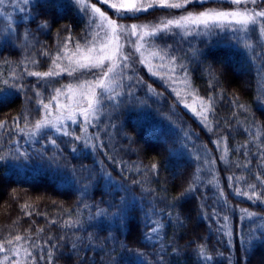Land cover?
<instances>
[{
  "label": "trees",
  "instance_id": "obj_1",
  "mask_svg": "<svg viewBox=\"0 0 264 264\" xmlns=\"http://www.w3.org/2000/svg\"><path fill=\"white\" fill-rule=\"evenodd\" d=\"M251 6L263 7L264 1ZM235 7L211 0L120 20L158 23L187 11ZM88 21L70 0H37L27 17L18 16L13 24L0 18V244L10 252L19 246L15 235L28 236L19 244L33 255L21 248L22 264H48L49 259L51 264H264V238L247 252L241 247L264 227L261 35L251 32L245 42L222 32L183 41L179 35H158L152 46L162 53L164 45L171 46L166 56L187 66L188 85L209 105L206 126L136 62L144 85L128 95V82L121 80L120 96L105 102L102 122L94 121L99 131L89 126L73 152L69 138L53 131L36 138L30 134L43 118L38 99L50 103L55 88L81 76L82 71L69 76L58 70L67 51L91 44ZM50 70L52 77L28 75ZM148 84L162 95L149 93ZM95 135L106 149L99 148ZM205 149L214 163L205 161ZM190 185L196 190L181 197ZM153 227L158 228L154 238L146 239Z\"/></svg>",
  "mask_w": 264,
  "mask_h": 264
},
{
  "label": "snow or ice",
  "instance_id": "obj_2",
  "mask_svg": "<svg viewBox=\"0 0 264 264\" xmlns=\"http://www.w3.org/2000/svg\"><path fill=\"white\" fill-rule=\"evenodd\" d=\"M22 2L25 6H27L31 3V0H22ZM75 2L78 5H83L80 10L84 12L85 15L89 16L88 23L90 26H94L96 29H103L104 35L106 37L109 35H113L118 39L120 36H123L126 39L127 43L136 44L137 41L131 39L130 37L136 36L137 28L146 29L149 28V25L132 24L130 26H126L123 24H118L117 20L125 18L126 15L136 16L141 12H147L150 8H154L157 6L158 0H142L140 6L130 4L127 7L123 5L117 7L116 4H111L110 6L116 9V19H110L104 12L100 10V8L96 7L95 4L87 3L86 0H75ZM101 2H104V0H101ZM193 2L194 0H181V2L166 3L164 2V0H160L159 6L167 7L169 9H179ZM195 2L207 3L208 0H195ZM230 2L235 5L244 3L245 7L243 8V10H236L230 12L217 9H207L197 14L192 11H188L186 14L182 13L179 17L161 20L160 22L151 26L152 42L148 46L151 47L153 44H156L155 38L158 34L179 35L181 36V40L183 41L186 40L188 37L196 38L204 35H211L216 32L238 34L240 32L255 31L257 26H259L261 34H264V7H259V10H257L256 8L249 9L247 7L249 3L251 5L259 6L261 5L262 0H230ZM3 3L4 0H0V4ZM121 9H123V11H121ZM24 10L25 9L23 8L21 9V11ZM45 27H47V24L41 25V28ZM129 27L131 29L130 32L128 31ZM171 28L179 29L180 31L171 32ZM140 39L143 40V37H140ZM157 46L159 47L158 44ZM189 47H191V45H189ZM118 48L120 49L119 56H117V53L115 51L112 53L111 56H107L104 53V49L101 48L96 50V54L94 57L88 56L86 58L88 62L86 63L76 61L75 64H73V61L71 60V58H69V64L64 68V71H66L69 76H72L73 73L77 71L84 70L81 72L80 77H76L75 84H68L66 86H62L67 87L68 93H71L74 88L81 90L79 99L75 101V108L69 111L68 115L65 116L63 111L61 110L59 102L57 101V115L53 116L50 103H45L43 100L38 99L37 113L42 107L45 111V118L43 120H36L35 129L37 131H40L42 129L45 131H54L59 136L69 138L72 143L73 152L78 150L75 147V144L81 141L83 134L88 131L89 126L94 127L95 130L98 132L99 123H94V121H101L99 113L103 111V108L105 107V102L107 101L110 103L115 98L111 94V92L113 91L111 85L116 84L121 80H126L128 82L127 94L134 95L137 85H144L145 83L135 67V61L132 60V53H124L122 51L123 45H118ZM170 48V45H164L161 51H163L164 54L167 55L166 50H170ZM76 50L77 52L80 51L79 44L76 45ZM87 50L89 53L93 51V49L91 48H88ZM139 50V47H137L136 51L138 52ZM57 58L59 59V57ZM116 59H119L122 63L120 65H117L115 62ZM160 59L163 60L164 55H161ZM170 59H173L175 65L171 69V71L174 72L177 77L182 75L184 78H187V76L189 75L187 66L172 57H170ZM105 61H108L107 65L105 64ZM140 62L143 63V61ZM53 64H55V61H53ZM117 67L120 68L119 72L116 71ZM28 75L34 77H52L53 72L51 70L43 73L38 71H31L28 73ZM57 75H59V73H57ZM153 75H155V73H153ZM84 77H87V79L82 82V78ZM106 81L108 83H105ZM85 84L89 86L87 90H85ZM93 85H95V87H93ZM146 87L149 93L155 95H162V93H156L155 89L152 88L151 84L146 85ZM97 88L100 90L99 92L95 90ZM54 91L56 95L50 96V100H57V98L61 94V88H55ZM35 95L37 98H39L41 96V93L37 91ZM116 95H119V93H117ZM68 99L72 100L73 98L71 95H69ZM185 107H187V104H185ZM77 109H80L79 115L83 116L82 121H78L76 119ZM203 118L207 120V116H204ZM25 119H27V117H25ZM65 121H70V124H66ZM72 125H76V130L71 129ZM0 127L3 126L0 125ZM77 130L79 131V134H77ZM47 139L53 147H59L57 140L53 136L48 135ZM94 139L101 142L99 148L106 149V146L103 145L101 136L95 135ZM84 147H89L87 139L84 140ZM92 147L96 148L97 145H92ZM20 155L25 156L26 153H20ZM205 161L209 164L214 163V161H212L211 158L208 156L207 149H205ZM156 168L157 165L152 164L150 170L154 171L156 170ZM108 175L110 177V174ZM231 179L232 177H229V180ZM196 180H200L199 175L196 176ZM257 180L259 181V177H257ZM259 182L264 185V181ZM209 183H212V181L210 180ZM251 187L254 189L256 185H251ZM195 190L196 189L192 185H190L188 189L181 193V197H184L189 192ZM236 195H241V192L237 190ZM221 196H223V193H221ZM225 204H227V201H225ZM241 211L247 212V209H242ZM248 215L252 216L254 214L249 213ZM223 220L227 221L228 217L224 216ZM39 231H43V229H40ZM157 231L158 228L153 227L152 233H149L146 236V239H153V233ZM262 238H264V227H261L258 231H253L247 241H242L241 247L245 250V252H247L249 248L253 246L255 241H259ZM14 239L16 242H18L19 246L9 248V251L13 256L18 255L21 248H24V251L27 256L31 257L33 255V253L28 251V249L24 247L23 244H19V242H21L22 240L30 239L28 236L22 237L21 235H15ZM48 239L50 241L52 237L49 236ZM12 243L13 241L11 239H8L6 241L7 245H12ZM31 244L33 247H36L34 240L31 241ZM73 248H75V245H73ZM3 251H5V244H0V252ZM200 252L203 253V246H201ZM46 255L48 257H51V253H47ZM202 258L206 261L212 260L211 256H205ZM16 264H19V262H16ZM48 264H51V259H49ZM141 264H143V262H141Z\"/></svg>",
  "mask_w": 264,
  "mask_h": 264
},
{
  "label": "rangeland",
  "instance_id": "obj_3",
  "mask_svg": "<svg viewBox=\"0 0 264 264\" xmlns=\"http://www.w3.org/2000/svg\"><path fill=\"white\" fill-rule=\"evenodd\" d=\"M37 0H31V3L27 6H25L22 2V0H4L3 4H0V18H4L7 21H9L11 24L15 23L17 20V17H23L24 19L27 17V11L28 7L32 4H34ZM72 3H74L78 9L80 10L83 5L80 4L78 5L75 0H70ZM211 1V0H208ZM216 1L217 0H213ZM264 1V0H262ZM87 3L90 4H95L96 7L100 8L102 12H104L110 19H116V9L112 8L110 5L111 4H116L117 7H120L121 5L127 7L130 4H135L136 6H140L142 0H104V2H101V0H86ZM160 0H158L157 6L151 9H156V8H163V9H169L167 7H160L159 6ZM166 3H172V2H181V0H164ZM231 3L230 0H218L217 3ZM194 3H199V2H194ZM244 4V3H241ZM235 5L236 7L234 10L231 11H236V10H243V7H240V5ZM190 4H187L188 6ZM245 6V5H244ZM249 9H252L253 7L250 5V3L247 5ZM259 7V6H258ZM264 7V6H263ZM25 9L24 11H21V9ZM176 9V8H173ZM180 9V8H179ZM212 9H217V8H212ZM259 10V8H256ZM221 10V9H217ZM81 11V10H80ZM123 11V9H121ZM226 11V10H223ZM229 11V10H228ZM188 12V11H187ZM187 12H184L186 14ZM230 12V11H229ZM84 13V12H83ZM144 13V12H141ZM195 13V12H194ZM140 14V13H139ZM198 14V13H197ZM98 15V14H97ZM138 15V14H137ZM130 16V15H126ZM89 17V16H88ZM166 20V19H165ZM122 20L118 19L117 23L118 24H123L121 22ZM153 21V20H152ZM160 22V21H159ZM148 24L149 28H137L136 30V36L135 37H130L133 40H136V44H129L127 43L126 39L123 36H120L118 39L113 36H105L104 35V30L103 29H96L94 26L93 27V32L94 36L91 40V44L87 47H80V51L77 52V50L74 51H67L65 53V57L63 62L61 61L60 63V69L58 70L61 73H67L64 71V68L69 64V58L73 61V64H75L76 61H79L81 63H86L88 60L86 59L88 56H95L96 50L103 48L104 53L107 56H111L112 53L115 51L117 53V56H119L120 49L118 48V45H123L122 51L124 53H132V60L138 62V64L142 65L146 71L149 72V74L154 77L156 80H160V82L164 83L165 85L168 86V88L174 92L177 95V99L183 106V108L190 114L192 115L198 122L206 126L207 120H205L203 117L207 116L208 117V110H209V105L204 102L202 99L197 97L193 91L191 90L190 86L188 85V80L187 78H184L182 75L177 77L174 72L171 71V69L175 66L173 59H170L168 56H166L164 53L160 52L157 50L155 47L151 46L149 47L148 45L149 40L151 38V26L156 24L154 22H146L143 24H137V25H144ZM126 26H130L127 24H123ZM132 25V24H131ZM239 27V26H238ZM251 27V26H250ZM128 31L130 32L131 29L129 27ZM171 32H178L180 31L179 29L171 28ZM251 32L259 33L260 40L263 42L264 41V34H261L259 30V26L256 27L255 31H249V32H240L238 34H234L236 37H239L242 42H245L247 38H249V34ZM232 34V33H229ZM160 35V34H158ZM157 35V36H158ZM233 35V34H232ZM207 38L209 35H205ZM140 37H143V40L140 39ZM191 38V37H190ZM139 47V51H136V48ZM88 48L93 49L91 53L88 52ZM75 53V55H74ZM167 51V55H168ZM164 55V59L161 60L160 56ZM170 56V55H169ZM140 61H143L141 63ZM116 64L120 65L122 62L119 59H116ZM105 64H108V61H105ZM117 70H120L119 67H117ZM84 71V70H80ZM119 72V71H117ZM155 73V75H153ZM105 83H108L107 81ZM70 84H75L74 82ZM95 87V85H93ZM121 81H119L116 84H112L111 88L113 91L111 94L116 98H118L121 94ZM89 86L85 84V90H87ZM97 92L100 90L97 88L95 89ZM119 93V95H116ZM81 94V90L79 89H73L71 93H68L67 87H64L61 89V94L57 98V100H52L50 102L51 108H52V115L55 116L57 115V101L60 104L61 110L63 111L64 115H68L69 111L75 108V101L79 99ZM72 96V100L68 99V96ZM107 102V101H106ZM185 104H187V107H185ZM80 109L76 110V119L78 121L83 120V116L79 115ZM45 118V111L43 110V118ZM66 124H70V121H65ZM75 125H72L71 127H74ZM45 130H40L37 131L32 130L30 136L31 138H36L37 134L40 132H43ZM54 132V131H53ZM35 133V134H33ZM55 133V132H54ZM56 134V133H55ZM0 263L3 264H16V262H19V264H22L24 261L25 255L22 252H19L18 255L13 256L11 252H7L6 250L3 252H0Z\"/></svg>",
  "mask_w": 264,
  "mask_h": 264
}]
</instances>
